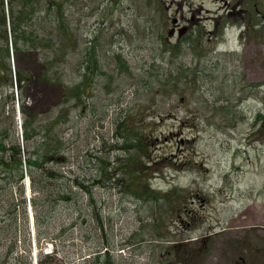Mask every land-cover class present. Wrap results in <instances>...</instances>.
<instances>
[{
  "label": "rangeland",
  "instance_id": "374dc122",
  "mask_svg": "<svg viewBox=\"0 0 264 264\" xmlns=\"http://www.w3.org/2000/svg\"><path fill=\"white\" fill-rule=\"evenodd\" d=\"M188 2L215 12L221 5L220 0ZM63 3L76 51L65 65L67 74L79 83L87 55L98 65L89 72L90 98L69 105L72 121L56 128L68 141L70 163L48 167L66 176L59 182L62 191L53 183L46 193L31 187L29 194L27 177L19 186L23 197L13 186L14 198L6 204L17 206L20 231L14 238L12 227L0 243V264H101L107 244L115 264H264V0H255L253 24L217 29L203 19V24H179L189 28L182 36L170 35L176 24H159L162 15L154 0ZM191 9L184 7L185 13L192 14ZM42 23L31 25L40 39L60 42L58 24ZM50 53L44 46L24 54L20 65L12 51L10 59L13 76L21 66L34 74L25 104L30 116L37 115L41 133L59 114L63 97L39 82ZM10 93L20 96L15 83ZM20 105L17 99L10 102L5 115L0 106V124L15 127L28 159L36 140H24ZM137 132L148 137L144 158L135 143L125 142L127 133ZM127 167L140 171L134 179L144 176L155 192L183 190L187 207L181 215L172 206L123 192L119 185L133 181L124 174ZM76 177L89 192L73 186V199L63 200L58 193ZM0 206L3 215L9 211ZM32 214L42 215L44 222L35 245L31 233L29 240L24 233V227L30 232ZM4 224L0 232L3 226L9 231ZM9 246L13 252L7 261Z\"/></svg>",
  "mask_w": 264,
  "mask_h": 264
},
{
  "label": "trees",
  "instance_id": "16d2710c",
  "mask_svg": "<svg viewBox=\"0 0 264 264\" xmlns=\"http://www.w3.org/2000/svg\"><path fill=\"white\" fill-rule=\"evenodd\" d=\"M42 1L43 0H0L1 114L5 115L8 113L7 107H9V103L13 102V104H15L17 99L25 115L24 140L28 143L32 141V139L36 140L33 155L26 159L25 149L20 145L19 140H17L15 127L12 126L11 129L7 130L0 124V203H3L6 207H8L6 203H11L14 198L13 186L18 187V192L20 196L23 197L25 189L23 187L19 188V186H21V182H23L26 177L32 181L31 187L34 192L46 193V190L51 189L53 183L62 191V186H59V182H61L62 179L64 180L66 176L62 172L48 167L49 164L58 165L60 163L66 166L70 163L68 157H66L68 141L64 135L56 133V128L60 125H67L72 121L73 117L71 109H68L69 105L74 103L73 105L77 106L84 102V98H90V94L87 91L89 78L91 77L90 73L93 72L94 66L97 68L98 65L97 58L93 59L91 55H87L84 66L80 70L81 81H79V83H75L74 76L67 74L65 65L71 63L72 60L69 59V56H72L76 51L73 42L69 40L71 35L69 33V23L65 21L66 11L64 10L63 0H48L47 4L44 6L41 4ZM45 1L46 0H44V2ZM43 13L45 14L44 17L41 16ZM43 19H48L52 24H58L57 29L60 31L62 37L60 42H54L52 40L50 43L45 44V39H40L41 34L38 29L34 26L31 27L32 24H43ZM10 35H12L11 42ZM11 45H13L12 48L14 49L11 48ZM44 46L49 48L51 53L46 62L43 63L44 67L41 69L39 82L60 90L63 97L59 105V114L49 126L43 128V132L41 133V130L38 128L39 126H35L37 115L30 116L25 104L26 94L29 86L32 84L34 74H32L31 70H29V72H24L22 70L24 66H21L17 73L14 72L13 76V68L10 59L12 51V53H15L17 62L20 65V58H22L24 54L38 51ZM71 49H73L72 52ZM62 66H65L64 69L61 68ZM13 77H15V82H13ZM64 78H68L69 81H65ZM14 83L16 84V89L19 91L18 95H20H17V98L14 93H10L14 89ZM10 114L11 117L15 116V108L11 109ZM126 138L125 142L129 143L127 145L132 146L131 144L135 143L134 146H136L139 151L137 153L138 156L143 154L141 157L144 158L146 156L144 153L147 151L145 140L148 139V137L142 136L137 132L133 134L127 133ZM141 151L144 153H141ZM27 168L30 169V172ZM132 169L133 168L129 167L125 168L124 174L129 176L131 181H133L119 185L123 189V192H128V190H130L133 193L132 195L139 200L146 201V199H148L156 201L158 205L172 206L173 211L181 215V210L187 207V199H185L183 190L173 189L166 194L155 192L151 183L143 180L144 176L134 179V175L139 174L140 171L132 173L131 171H136ZM115 174L119 175L120 173L116 170ZM73 186L82 189L84 194L90 190L87 185L76 177L74 181L72 180V186L66 187L62 194L59 192L58 195L65 201H71L73 199L71 198L73 196ZM89 195H92L91 192ZM21 203L24 207L26 205L25 199L22 198ZM8 209L9 211L4 214L6 215V217H4L2 206H0V217H2L0 223L5 222V224H9V231L6 226L1 227L4 231L1 230L0 232V243H2L4 239L9 238L13 229L12 227L15 229L14 238L17 237L18 231H20L18 227L17 206L8 207ZM100 216V214H97V223L102 229L104 223ZM42 219V215L35 216V227L32 228L31 226L30 232H27V229L24 227L26 239L29 240L32 237L34 245L36 244V240L38 238L40 239L42 235L41 229L44 226ZM105 247L107 249L106 254H103L99 258V263L115 264L114 259L110 256L113 247L110 244L105 245ZM12 249L13 248L9 246L8 253L6 254L7 261L13 252ZM46 258L51 260L54 256H47ZM43 262L44 261H41L39 264H44Z\"/></svg>",
  "mask_w": 264,
  "mask_h": 264
},
{
  "label": "flooded vegetation",
  "instance_id": "af4514ba",
  "mask_svg": "<svg viewBox=\"0 0 264 264\" xmlns=\"http://www.w3.org/2000/svg\"><path fill=\"white\" fill-rule=\"evenodd\" d=\"M157 4L158 12L161 13V22L159 24H176V28L172 29L170 35H174L175 32H179V35L182 36L184 32L188 31V27L180 28L179 24H203V21H210L216 24L218 29L219 24H253L254 21V9H255V0H220V10L213 11L206 9L203 5L199 6L198 9H195L188 0H154ZM190 6L191 13H185L184 7ZM173 10L174 14L169 16L167 11ZM203 11L206 12V16H201ZM166 12V17L163 14ZM198 14V15H197ZM159 17V16H158ZM159 19V18H158ZM204 19V20H203ZM234 21V23L232 22ZM158 20L155 18V22ZM158 23V22H157ZM228 26V25H226ZM224 28V32H226ZM243 38L250 31V26L244 27ZM225 35V33H223ZM242 37V36H241ZM264 132V127L260 130ZM259 134V133H257ZM257 134L254 133L255 138ZM253 136V137H254Z\"/></svg>",
  "mask_w": 264,
  "mask_h": 264
}]
</instances>
